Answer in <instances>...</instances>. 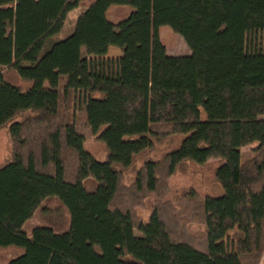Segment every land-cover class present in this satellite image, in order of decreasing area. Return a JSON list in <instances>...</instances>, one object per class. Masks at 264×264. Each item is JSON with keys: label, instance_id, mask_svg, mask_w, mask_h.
Masks as SVG:
<instances>
[{"label": "trees", "instance_id": "16d2710c", "mask_svg": "<svg viewBox=\"0 0 264 264\" xmlns=\"http://www.w3.org/2000/svg\"><path fill=\"white\" fill-rule=\"evenodd\" d=\"M7 125L0 264L261 263L264 0H0ZM212 159V189L174 193Z\"/></svg>", "mask_w": 264, "mask_h": 264}, {"label": "rangeland", "instance_id": "374dc122", "mask_svg": "<svg viewBox=\"0 0 264 264\" xmlns=\"http://www.w3.org/2000/svg\"><path fill=\"white\" fill-rule=\"evenodd\" d=\"M83 8H78L70 11L67 15L64 28L56 35L57 40H63L70 36L74 30L76 20ZM160 37L163 43L166 45L169 54L174 55H189L191 54V49L185 42L182 36L175 33L169 26H162L160 28ZM121 55V50L118 47H111L107 57H119ZM164 146L159 147L150 156L159 158L161 156V151ZM94 150V149H93ZM11 155V142L9 125L2 127L0 129V164L4 163L10 158ZM255 156V152L250 150V147H246L241 153V162H245ZM100 159L105 158V153L98 155ZM217 159H212L207 165H197L193 163H188L186 170L183 172L178 171L170 179V186L172 187L174 193H180L183 190H200L206 192L212 189L215 183L214 178V167L217 163ZM224 161V160H222ZM143 162L140 160L137 162V168ZM139 215L147 218L148 212L144 209L139 210Z\"/></svg>", "mask_w": 264, "mask_h": 264}, {"label": "crops", "instance_id": "0c3cea01", "mask_svg": "<svg viewBox=\"0 0 264 264\" xmlns=\"http://www.w3.org/2000/svg\"><path fill=\"white\" fill-rule=\"evenodd\" d=\"M110 50V49H109ZM121 54H122V52H121ZM171 55H174V54H171ZM260 264H264V255H263V258H262V260H261V263Z\"/></svg>", "mask_w": 264, "mask_h": 264}]
</instances>
